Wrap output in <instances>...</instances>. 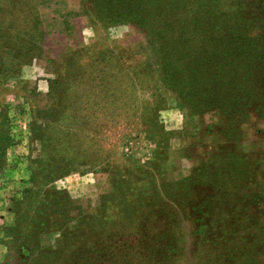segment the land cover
Wrapping results in <instances>:
<instances>
[{
  "label": "rangeland",
  "instance_id": "rangeland-1",
  "mask_svg": "<svg viewBox=\"0 0 264 264\" xmlns=\"http://www.w3.org/2000/svg\"><path fill=\"white\" fill-rule=\"evenodd\" d=\"M101 1L0 0V24L17 15L0 26V264H68L89 248L141 264L162 234L176 242L172 263L189 264L206 216L225 205L238 207L225 220L255 217L251 253L264 264V57L247 64L254 100L242 113L200 111L161 78L144 30L103 21ZM253 1L255 37L264 3ZM53 121L84 127L71 153Z\"/></svg>",
  "mask_w": 264,
  "mask_h": 264
},
{
  "label": "trees",
  "instance_id": "trees-1",
  "mask_svg": "<svg viewBox=\"0 0 264 264\" xmlns=\"http://www.w3.org/2000/svg\"><path fill=\"white\" fill-rule=\"evenodd\" d=\"M258 1L264 3V0ZM258 1L254 0L253 5H257ZM101 2L103 5L99 4L98 15L103 21L109 24L129 22L144 30L150 46L157 50L154 51L156 53L154 55L160 59L159 75L168 84L167 86L179 90L182 101L187 102L185 105L199 108L200 111L207 108L229 115V109H234L236 114L242 113L241 108L252 104L254 99L252 92L248 91L252 84H247L249 81L247 64L251 62L254 66L260 67L262 62L260 58L264 57L262 50L264 37H261L264 28L260 35L255 37L248 33L249 21L246 18L248 7L245 0L237 2L238 6L232 5L228 0L224 4L221 0H102ZM227 3L231 7H223ZM16 16V13L12 14L11 19L4 20L0 26L14 23ZM254 19L260 21V14ZM231 27L237 29L233 31ZM239 46H242L243 51ZM176 54L184 60L183 64H179L181 67L178 69L173 67L170 60ZM257 61L260 62L256 63ZM204 64L205 66H202ZM190 94L193 95L194 101L189 100ZM52 125L51 128H54L52 139H55L58 148L68 154L74 149L76 140L85 138V129L80 124L65 127L60 121H53ZM63 168L64 166L61 165L54 173L48 171L44 178L48 181L50 178L60 177ZM56 170L59 171L56 173ZM211 197L215 199L214 194ZM237 208L230 210L229 206L225 205L224 208H213L209 212L206 216L209 218L204 220L200 228L204 236L203 242L200 247L198 246L189 264L255 262L251 248L262 241L258 229L254 227L257 222H254L255 217L245 209L241 212L244 214H241L240 222L236 219L225 220L226 213L237 214ZM163 235L164 237L155 239L153 253L148 254L147 258L141 256V264H173L172 261L176 258L172 257L171 251L175 249L176 242L170 238L165 239L168 237ZM95 240L98 242V239ZM247 240L251 242L241 246V242ZM112 245L116 246V244ZM128 251L126 250L125 253L130 259L131 253ZM120 255L117 252L112 253L111 250L109 253L106 251L103 253L102 249L89 248L82 249L78 257L75 253L67 262L68 264L81 262L101 264L104 258H109L111 264H118ZM165 260L167 263H164Z\"/></svg>",
  "mask_w": 264,
  "mask_h": 264
}]
</instances>
